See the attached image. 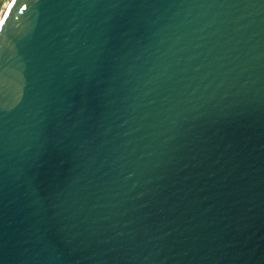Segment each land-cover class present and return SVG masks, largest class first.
I'll list each match as a JSON object with an SVG mask.
<instances>
[{
    "label": "water",
    "instance_id": "obj_1",
    "mask_svg": "<svg viewBox=\"0 0 264 264\" xmlns=\"http://www.w3.org/2000/svg\"><path fill=\"white\" fill-rule=\"evenodd\" d=\"M0 21V264H264V0Z\"/></svg>",
    "mask_w": 264,
    "mask_h": 264
},
{
    "label": "rangeland",
    "instance_id": "obj_2",
    "mask_svg": "<svg viewBox=\"0 0 264 264\" xmlns=\"http://www.w3.org/2000/svg\"><path fill=\"white\" fill-rule=\"evenodd\" d=\"M9 0H0V17L3 14Z\"/></svg>",
    "mask_w": 264,
    "mask_h": 264
},
{
    "label": "bare ground",
    "instance_id": "obj_3",
    "mask_svg": "<svg viewBox=\"0 0 264 264\" xmlns=\"http://www.w3.org/2000/svg\"><path fill=\"white\" fill-rule=\"evenodd\" d=\"M9 2H10V0H9ZM9 2H8V4H9ZM8 4H7V6H8ZM7 6H6V7H7ZM5 9H6V8H5ZM4 11H5V10H4ZM3 13H4V12H3ZM2 15H3V14H2ZM2 15H1V17H2ZM1 17H0V19H1Z\"/></svg>",
    "mask_w": 264,
    "mask_h": 264
},
{
    "label": "snow or ice",
    "instance_id": "obj_4",
    "mask_svg": "<svg viewBox=\"0 0 264 264\" xmlns=\"http://www.w3.org/2000/svg\"><path fill=\"white\" fill-rule=\"evenodd\" d=\"M0 23H3V21H0Z\"/></svg>",
    "mask_w": 264,
    "mask_h": 264
}]
</instances>
